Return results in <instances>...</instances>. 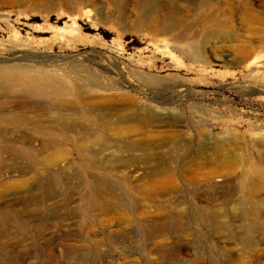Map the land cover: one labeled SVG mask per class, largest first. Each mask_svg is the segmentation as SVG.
<instances>
[{"label":"rangeland","instance_id":"374dc122","mask_svg":"<svg viewBox=\"0 0 264 264\" xmlns=\"http://www.w3.org/2000/svg\"><path fill=\"white\" fill-rule=\"evenodd\" d=\"M0 65L61 77L88 132L9 96L52 145L20 177L0 149L4 264H264V0H0Z\"/></svg>","mask_w":264,"mask_h":264},{"label":"bare ground","instance_id":"6f19581e","mask_svg":"<svg viewBox=\"0 0 264 264\" xmlns=\"http://www.w3.org/2000/svg\"><path fill=\"white\" fill-rule=\"evenodd\" d=\"M57 1L66 3L72 8H74L75 4L77 3V0ZM174 29L175 25L171 26L168 29H165L164 33H168L170 32V30ZM199 60L200 57L199 55H197L194 61ZM10 82L13 83L12 86L9 85ZM66 91L67 88L65 87L62 78L56 74H48L45 71L33 70L29 65H14L11 67H3L0 65V149L2 153V162L8 164L12 169V171H10L11 175L15 174L20 177L31 174L30 169H25L24 167L20 168L17 167L19 165L15 166L11 163H13L14 160L17 161V159L22 157L26 158L27 155H29L28 157L31 156L34 158V156H37L39 152L42 151L45 147L52 145V139L49 137L41 139L33 136V134H37V136H43L47 133H51L52 131H50V126L42 125L38 122L34 123V121L32 122V120L23 115H15L14 110L12 109L14 108L13 106L17 101L10 99L9 96L17 95L20 100H40L42 102H45V104L47 103L48 105H43L42 103H26L23 107L16 104V108L18 110H38V112H49V110L57 111L56 115H58L59 117L56 116V118H60L62 120V123H66V125L64 126V130L67 133L77 134L78 138H76L74 143L75 146H81L84 143V136L88 134L87 129L84 128L81 124L77 125L73 124L72 122H68L67 119L70 118H67L65 115L61 114V112L65 111H71L72 114H70V116L77 114L75 113V111H72V103L64 99ZM108 106L105 107V109H107ZM90 113V111L85 110L81 115H86L88 119L90 117ZM84 119L86 118L84 117ZM96 120L97 119H95L94 117V121ZM19 126H23L20 127L23 128L20 129V131L16 130ZM21 150H25V153L27 155H24L25 153H23ZM52 166L53 165L51 163L46 164L47 174L51 177L52 180L58 182L60 180L59 176L58 174L54 173L55 168H53ZM136 171H138L136 170V168L128 169L125 177L127 179L129 177H133V173H136ZM42 180L43 181L41 183L42 185H44L45 179L42 178ZM50 198V195H47L43 198L42 201H48L50 200ZM240 219L242 220L243 218ZM3 236L4 230L3 228H0V238ZM243 237L248 238V235L245 234L243 235ZM5 250V246L0 244V251ZM0 264H4V261L0 260Z\"/></svg>","mask_w":264,"mask_h":264}]
</instances>
